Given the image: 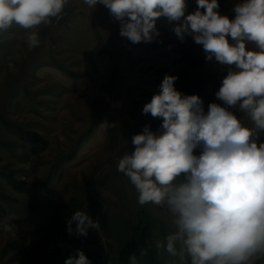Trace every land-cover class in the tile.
<instances>
[{
	"label": "rangeland",
	"instance_id": "rangeland-1",
	"mask_svg": "<svg viewBox=\"0 0 264 264\" xmlns=\"http://www.w3.org/2000/svg\"><path fill=\"white\" fill-rule=\"evenodd\" d=\"M242 2L218 0V11L234 19ZM186 4L185 16L197 10V0ZM179 23L160 17L159 36L133 44L106 6L69 0L60 19L34 29L38 47L28 46L30 30L19 25L0 32V264H65L77 250L91 264H130L133 255L137 264H191L186 253L181 259L157 249L173 230L170 214L141 206L117 170L119 158L135 150L134 135L145 126L161 130L162 118L143 107L166 75L177 77L174 87L183 95H198L205 114L211 103L224 106L215 94L234 66L207 61L190 34L182 42L174 32ZM229 110L253 126L239 104ZM78 211L98 225L87 236L76 234V222L68 232ZM145 227L149 263L133 249ZM252 264H264V253Z\"/></svg>",
	"mask_w": 264,
	"mask_h": 264
},
{
	"label": "clouds",
	"instance_id": "clouds-1",
	"mask_svg": "<svg viewBox=\"0 0 264 264\" xmlns=\"http://www.w3.org/2000/svg\"><path fill=\"white\" fill-rule=\"evenodd\" d=\"M68 2L0 0V32L19 25L30 30L28 46L38 47L34 29L60 19ZM83 2L93 9L106 6L120 21V35L133 44L153 42L160 17L181 22L174 32L182 42L190 34L207 61L215 58L234 66L215 94L224 106L211 103L206 114L198 95H183L174 87L177 77L166 75L160 93L143 107L144 114L162 118L161 130L145 126L134 135L135 150L119 158L117 170L129 178L141 206H161L170 214L173 230L157 249L181 259L186 253L191 264H252L264 253V142L257 143L258 134L264 133V0L236 4L234 19L220 14L218 0H197V10L187 16L186 0ZM238 104L252 127L229 110ZM197 149L199 155L194 154ZM73 222L79 236L98 227L78 211L68 221L69 234ZM3 227L11 231V225ZM77 251L65 264H91ZM130 264H137L135 255Z\"/></svg>",
	"mask_w": 264,
	"mask_h": 264
},
{
	"label": "trees",
	"instance_id": "trees-1",
	"mask_svg": "<svg viewBox=\"0 0 264 264\" xmlns=\"http://www.w3.org/2000/svg\"><path fill=\"white\" fill-rule=\"evenodd\" d=\"M144 230H146L144 231V234H142L140 231L139 233L136 232L138 236L134 237L135 244L133 245V249L136 255L142 258V260L149 263L152 260L151 251L149 250V247L147 246L146 242V236H148L149 234V228L145 227Z\"/></svg>",
	"mask_w": 264,
	"mask_h": 264
}]
</instances>
